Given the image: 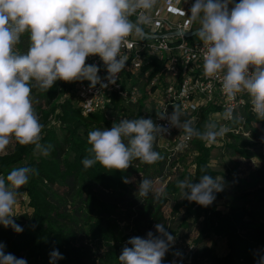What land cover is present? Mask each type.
Returning <instances> with one entry per match:
<instances>
[{
  "label": "clouds",
  "instance_id": "clouds-1",
  "mask_svg": "<svg viewBox=\"0 0 264 264\" xmlns=\"http://www.w3.org/2000/svg\"><path fill=\"white\" fill-rule=\"evenodd\" d=\"M159 0H0V153L14 139L20 145H33L34 153L50 155L51 144H43L39 116L33 107L32 84L43 91L58 80L90 82V87L102 83L95 64H87L89 56H99L107 71V81L115 83L126 67L131 49L129 36L143 38L142 24L151 23V13ZM175 11V0H167ZM189 23L199 26L193 33L203 44V74L221 81L222 92L229 101L238 93L250 97L252 112L264 120V0H195L189 9ZM137 16L135 23L129 17ZM30 34V47L20 53L16 46L21 36ZM250 66L252 71H249ZM222 74V75H221ZM184 112L173 105L171 115L157 112L170 126L182 130L185 140L197 137L208 144L224 138L232 129L208 121L197 129L191 119H182ZM225 119L239 121L232 108L226 109ZM168 128L150 118L128 119L114 123L110 129H95L88 133L89 155L82 160L85 169L99 163L107 170H126L134 160L154 164L163 159L154 150L157 137ZM198 183L192 179L177 181L181 198L210 206L215 193L222 191V177L208 175L206 167ZM38 170L30 166L12 169L0 176V224L15 232L23 231L12 217L14 206L22 195L19 189ZM152 181L142 179L138 195L147 197ZM158 236L133 237L132 247H124L120 264H162L174 237L164 224L155 225ZM0 245V264H27L23 258L5 254ZM63 259L59 250L50 253V264Z\"/></svg>",
  "mask_w": 264,
  "mask_h": 264
},
{
  "label": "trees",
  "instance_id": "trees-1",
  "mask_svg": "<svg viewBox=\"0 0 264 264\" xmlns=\"http://www.w3.org/2000/svg\"><path fill=\"white\" fill-rule=\"evenodd\" d=\"M29 47L30 34L25 32L16 48L25 53ZM161 64L150 58L143 70L151 67L154 73ZM76 82L58 80L51 89L39 92L45 105L37 109L44 126L41 143L53 146L50 155L34 158L33 145H20L14 139L6 154H0V176L6 178L12 169L21 166L38 170V175L23 185L31 211L12 218L23 231L17 233L0 224V245L5 254L23 258L27 264H50V253L58 249L63 259L54 264H120L123 248L132 247L130 238H147L149 231L158 236L155 225L161 223L172 236L182 230V240L192 239L195 250L187 256L192 264L202 258L211 264H264V120L244 108L239 113L243 120L233 124L242 123L249 136L229 132L223 138L227 154L254 169L253 174L245 176L240 163L234 167V177L230 178L233 182L224 179L222 189L244 193L250 202L227 204L223 212L218 202L228 190L215 193L213 203L203 207L181 198L177 187V181L186 178L198 183L204 167L208 175L218 176L209 165V147L197 137L192 143L197 151L193 161H187L184 153L168 156L154 143V150L163 157L154 164L134 160L123 171L107 170L99 163L85 169L82 160L89 155L90 131L110 129L124 118L148 119L154 108L142 97L132 105L114 100L105 112L83 115L76 98ZM209 109L212 107L201 111L194 127L203 128ZM51 119L54 125L50 127ZM252 158L257 162L253 163ZM191 164L194 166L189 169ZM144 178L152 184L159 178L168 180L160 197L152 192L147 197L138 195ZM166 204L170 205L171 218L162 212ZM211 237L224 240L222 256L214 255L204 243ZM169 250L165 262L175 254L168 256Z\"/></svg>",
  "mask_w": 264,
  "mask_h": 264
},
{
  "label": "built area",
  "instance_id": "built-area-1",
  "mask_svg": "<svg viewBox=\"0 0 264 264\" xmlns=\"http://www.w3.org/2000/svg\"><path fill=\"white\" fill-rule=\"evenodd\" d=\"M194 2L195 0H175L176 10L171 11L167 0H159L152 10L151 23L141 25L146 35L143 38L129 36L132 48L121 50L122 55H128V61L115 83L107 81L106 66L98 55L86 58V65L98 66V75L107 87H101L99 83L90 87L87 80L76 82V98L83 115L105 112L113 105L114 100L123 105H132L143 97L154 108L150 119L155 124L168 128V132L157 137L154 142L168 156L178 157L179 153L190 152L194 139L185 140L181 129L170 126L167 119L158 118L157 112H163L165 108L166 115H171L173 105H178L185 114L182 119H191L194 126L201 111L212 107L206 114L208 121H220L230 127L231 132L249 136L242 123L234 125L232 120L225 119L224 113L228 108L234 110V115H239L244 108L252 111L250 97L247 93H238L235 100L229 101L222 92L221 81L203 74L202 42L195 35H183V32L196 29L194 23H189L187 18ZM129 18L134 23L137 20L136 15ZM150 58L162 63L157 72L151 73V67L143 70ZM252 70L250 66L249 71ZM242 120L243 117L240 121ZM196 155L192 151L189 161H193ZM193 166L191 164L189 169Z\"/></svg>",
  "mask_w": 264,
  "mask_h": 264
},
{
  "label": "rangeland",
  "instance_id": "rangeland-1",
  "mask_svg": "<svg viewBox=\"0 0 264 264\" xmlns=\"http://www.w3.org/2000/svg\"><path fill=\"white\" fill-rule=\"evenodd\" d=\"M235 2H237V0H235ZM195 26L196 27L199 26L198 22L195 24ZM31 84H32V96L34 98L33 107H34L35 112L39 116V120L41 121V115H39V112L37 111V109H39V107L41 106L43 108L45 107L44 100L41 99V97L39 96V92L41 89L35 86V82H32ZM215 122L218 124H222V122L220 121H215ZM53 125L54 123L52 122V119H51L49 126L51 127ZM13 141L14 140H12V142L7 147L6 152L9 150V148H11ZM202 142L206 147H209V165L213 170L218 172V176L222 177V182L224 181L225 178L227 182H233V180H231L230 178L234 177V167H236V165L240 163H242L241 166H242V169H244V174L246 173L245 176H249V174H253L254 169L253 168L250 169L251 167L250 165L244 164L243 161L238 162L237 158L232 157L227 154L228 153L227 150L226 149L224 150L223 148V145H224L223 138H218L217 142L213 144H208L205 141H202ZM192 151H195L197 153L196 149L193 147V149L190 152L185 154L186 155L185 158H187V161L191 159V157L189 156H191ZM0 154H3V153H0ZM38 156H39L38 153H34V158ZM252 160H253L252 161L253 163L257 162V159L255 158H252ZM240 178L241 180H243L242 176H240ZM167 181L168 180L166 179L165 181L164 180L162 181V179L160 178L156 179L154 183L152 184V193L160 197L163 191V187L165 186ZM223 189L228 190L229 188L224 187ZM19 191L21 192L22 195L18 198V203L13 208V213L15 215L12 218L17 217L18 215L23 214V213H29L31 211L30 208L27 206V197L24 193L23 186L19 189ZM223 197L224 198L219 200L218 202V207L223 212L227 211V204L241 205L243 203H246V201L250 202L249 198L244 196V193L233 192L231 191V189L227 191V194H223ZM162 212L168 218H171L169 204H166V206L162 208ZM261 216L263 218L261 222L264 223V213L261 214ZM181 234H182V230L179 231L178 235L173 236L174 241L170 244V246L171 248L173 247L174 250L169 248L170 250H169L168 256L172 254L171 252H174L175 254L167 257L168 260L166 262H165V257H166L165 255L162 259V264L164 263L165 264H192L189 262L188 257H187L189 252L195 250L194 245L192 243V239H186L184 241L180 237ZM204 243L208 245L210 248H212V253L214 255L222 256L224 254V240L220 239L219 237H211L208 240H206ZM197 264H211V262L208 259L202 258L201 260L199 259L197 261Z\"/></svg>",
  "mask_w": 264,
  "mask_h": 264
},
{
  "label": "water",
  "instance_id": "water-1",
  "mask_svg": "<svg viewBox=\"0 0 264 264\" xmlns=\"http://www.w3.org/2000/svg\"><path fill=\"white\" fill-rule=\"evenodd\" d=\"M129 20L131 21V22H133L130 18H129ZM134 23V22H133ZM196 31V29L195 30H192V31H190V32H183V35L185 36V37H191V36H193V33ZM146 35V34H145Z\"/></svg>",
  "mask_w": 264,
  "mask_h": 264
},
{
  "label": "crops",
  "instance_id": "crops-1",
  "mask_svg": "<svg viewBox=\"0 0 264 264\" xmlns=\"http://www.w3.org/2000/svg\"><path fill=\"white\" fill-rule=\"evenodd\" d=\"M153 10H154V9H153ZM195 24H196V23H194V27L197 28L198 26L196 27Z\"/></svg>",
  "mask_w": 264,
  "mask_h": 264
}]
</instances>
